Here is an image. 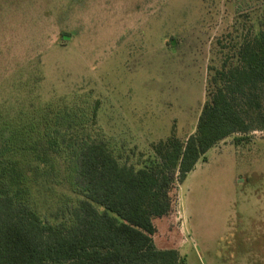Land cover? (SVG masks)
Masks as SVG:
<instances>
[{
    "label": "rangeland",
    "instance_id": "obj_1",
    "mask_svg": "<svg viewBox=\"0 0 264 264\" xmlns=\"http://www.w3.org/2000/svg\"><path fill=\"white\" fill-rule=\"evenodd\" d=\"M263 11L264 0H0V107L97 102L112 145L151 157L172 130L195 132L219 43L257 29ZM240 136L205 154L157 221L156 245L184 264H264V131Z\"/></svg>",
    "mask_w": 264,
    "mask_h": 264
},
{
    "label": "trees",
    "instance_id": "obj_2",
    "mask_svg": "<svg viewBox=\"0 0 264 264\" xmlns=\"http://www.w3.org/2000/svg\"><path fill=\"white\" fill-rule=\"evenodd\" d=\"M219 45L195 132L172 130L148 158L112 145L97 102L0 107V264H184L154 241L177 184L220 141L264 131V11Z\"/></svg>",
    "mask_w": 264,
    "mask_h": 264
}]
</instances>
